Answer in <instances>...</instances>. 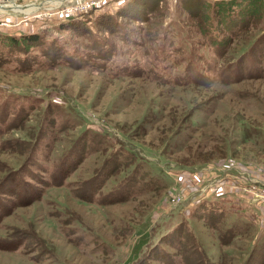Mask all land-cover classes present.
Segmentation results:
<instances>
[{
  "label": "rangeland",
  "instance_id": "obj_1",
  "mask_svg": "<svg viewBox=\"0 0 264 264\" xmlns=\"http://www.w3.org/2000/svg\"><path fill=\"white\" fill-rule=\"evenodd\" d=\"M8 1L21 5L0 8L2 44L9 46L12 34H36L41 43L21 41L12 53L4 48L0 64V242L26 239L16 250H0V264H126L138 237L126 226L142 222L151 237L132 264L149 252L145 264H181L179 248L193 238L212 264H243L253 240L264 243L258 231L264 223L253 221L250 205L234 208L207 190L216 175L223 193L264 181V46L258 53L249 47L264 36V8L255 2L253 13L240 14L242 22L225 21L212 34L209 12L202 24L177 0H135L125 13L116 9L118 0H101L62 15L53 6L73 9L90 0ZM207 1L210 8L215 0ZM202 36L221 41L212 49ZM51 46L56 57L46 53ZM238 60L251 65L247 73L236 71L239 82L213 83ZM185 67L189 79L197 75L208 84L177 85L187 78ZM114 152L125 165L116 168ZM134 165L138 186L129 201L102 206ZM57 173L67 174L62 185H50ZM19 179L31 184L29 195L42 196H21ZM227 180L235 184L228 188ZM209 214H222V227H242L233 243L218 249L203 221ZM174 226L181 234L168 236ZM178 234L186 239L175 248L169 244L176 246Z\"/></svg>",
  "mask_w": 264,
  "mask_h": 264
},
{
  "label": "trees",
  "instance_id": "obj_2",
  "mask_svg": "<svg viewBox=\"0 0 264 264\" xmlns=\"http://www.w3.org/2000/svg\"><path fill=\"white\" fill-rule=\"evenodd\" d=\"M179 1L178 6L181 8V10L183 12L186 13V15L188 17H193L196 18V20L200 23L203 24V19H204V14L206 12L208 13V16H210L209 18V22L211 23L209 25V32H211L212 34H215L214 32H219L221 30H219V27L221 25V23L228 21V22H233L234 24L232 25H237L240 22H242L241 20V16L240 14L244 15L245 12H252L251 8H254V6H252L253 4H255V2H258L257 8L262 12L263 8H264V2L261 3V0H215L213 1V4L209 5L210 8H206V6H208V4H210L211 2L207 1V0H177ZM135 2V0H118L116 3V9L118 8V10L125 11L127 10L126 8H129L130 5H132ZM251 6V8H250ZM120 8V9H119ZM224 12H228L229 13V17L227 20H222V16ZM137 13V12H136ZM120 14V13H119ZM122 15V13H121ZM133 16V15H132ZM142 15L138 16L137 18L141 17ZM134 17V16H133ZM254 17H252L251 19H253ZM115 19V17H114ZM117 19V18H116ZM261 19H263V15L261 16ZM99 22V19H98ZM105 22H109V21H105ZM251 22V21H250ZM110 25L108 27L110 28H114V21L112 19V21L109 22ZM231 25V26H232ZM203 28V27H202ZM222 29V28H221ZM230 28L228 29V33ZM225 34V33H224ZM17 37V35L12 34L11 35V40L9 43V46L5 47L1 40H0V64L2 63V61L4 60V48L7 50L6 52L8 53H12V48L15 49L14 47H16L19 42L21 41H26L30 44H40L41 41L38 40V36L36 34H31V35H20ZM204 38V41L208 42V46L211 47L213 49V47L218 44L221 39L218 38L217 41H213L211 39H208L204 36H202ZM261 38H264L263 35H260L258 40H255L253 42H251V44L249 45V47L251 46L250 50H255L256 53H258L259 51V47L262 48L261 46H264L261 44ZM94 42H90L89 48L94 49ZM43 50V49H42ZM46 53H51L52 56L56 57V54H58V50L54 51L53 47L51 46V48L48 50L46 49ZM246 59H250V57H246L244 60ZM251 68V65H242L241 61L238 60L237 63H232L230 65H225V67L219 71L216 76L213 79V83H219L223 86H227V85H232L234 83L239 82L240 80L238 79H234L232 78L235 74L236 71H240V72H245L247 73V71ZM189 70V67H185L183 73L187 76V72ZM248 75V74H247ZM250 76V75H248ZM248 78V77H246ZM203 78L197 75H194L193 77H191L190 79L185 78L184 80H179L177 85H179L180 87H188V86H206L208 83H205V81H202ZM40 148V144H38V142H35L34 145V150H38ZM127 154H133L131 151H128ZM116 152H114V165L116 164V168L119 167L118 163H122L125 165V161H116ZM135 159H131L126 165L128 167V165H132L134 163ZM30 164V162L28 163V165ZM27 166V165H26ZM138 165H134L131 170L129 171V173L127 175H125L123 178H120V181L117 183H114V188L112 187L111 190H109V192L111 193V195H107L105 197H103V201L104 203H101V205H110L111 203L117 204V203H125L128 202L129 199L131 198L132 195H130L131 189L134 188L135 186H138V176H137V167ZM116 168L114 169V172L116 171ZM25 174L28 173L27 169L25 168L24 170H22ZM22 171H17L14 173L13 178L18 179L19 175H22L21 173H23ZM67 174H63V173H57V175L55 176H50V180L51 183H49L50 185H54V182H56L59 185H62L63 183V178L66 177ZM11 180V179H10ZM13 180V179H12ZM18 182L23 183L24 185L21 186V196L25 193V195L27 194L28 197L31 199H39L42 194L40 191L36 190L32 195L31 194V188H29V186L31 185L28 181H21V179H19ZM45 184V183H42ZM132 194L134 195L133 191ZM26 195V196H27ZM14 198H17V193H14ZM79 200L85 202V199H83L82 197L79 198ZM87 201V200H86ZM12 203H15L14 201ZM208 214V213H206ZM46 217H50V214L48 213L47 215L44 216V218L46 219ZM204 220L206 223H208L209 227L212 229V231L214 232L213 234V239L215 240V242L217 244H219L218 249L220 250V247L229 245L231 243H233L234 238L236 237V235L238 234L239 229H241V226H236V223H231L230 225H227L226 227H222L219 224V221L222 222V219L224 218L222 214H218V215H214V214H209L207 216H204ZM255 223V222H254ZM256 224V223H255ZM128 224L126 227L128 230L132 229L134 230V233L137 234V241L135 242L134 247L132 248V253L131 255L126 259L125 263L126 264H132L133 262L135 263V260L139 258L140 255H142V249L143 247L146 245V243L149 241L150 237H151V231L149 230V227L146 225V222H142L139 223L137 225V227L135 228V224L134 225H130ZM220 226V227H218ZM260 233H262V235L264 234V228H260V230H258ZM175 232H180L178 227L174 226L171 229V233L168 235H172ZM256 233L255 239L257 237H260V233ZM181 234V232H180ZM133 235V234H132ZM135 235V234H134ZM131 236V235H130ZM168 236H166V239L168 238ZM24 236H18L17 237H6L4 239V243L0 242V250L3 251H12V250H16L19 245L21 244H26V239L22 238ZM186 239V238H185ZM179 234L176 235L175 239L173 240V244L175 243V245L169 244L171 246H174L175 248H178V246H180V244L182 243L183 240ZM199 240V239H198ZM39 240L34 239L33 242L35 243V245H37V247H40V241L38 243ZM199 242V243H198ZM197 244L195 242V239L193 238V244L189 247H186L185 244H182L181 247L179 249H181L182 251H184V255L181 254L180 258H181V264H188L189 263V258L192 257H196L198 260V262L196 264H204L203 259L205 258L204 256H206V253H204V248L203 246L200 244L201 242L198 241ZM258 240L255 241L253 240V244L251 246V249L249 251V253H247V256L243 262V264H264V243L262 244L261 242H259L258 244ZM7 244V245H6ZM186 247V248H185ZM150 251V250H149ZM144 254V253H143ZM146 256H148L147 258H151L150 256V252L147 254L145 253ZM222 257L225 258L227 260V257L225 256L226 253L223 252L221 253ZM146 256L142 257V260L147 259ZM201 256L203 257L201 259ZM33 260V258H31ZM142 260H140L141 262L137 263V264H145L144 262H142ZM32 262V261H31ZM205 264H212V262L208 261V259L205 258ZM222 264H225V261L222 262Z\"/></svg>",
  "mask_w": 264,
  "mask_h": 264
},
{
  "label": "crops",
  "instance_id": "obj_3",
  "mask_svg": "<svg viewBox=\"0 0 264 264\" xmlns=\"http://www.w3.org/2000/svg\"><path fill=\"white\" fill-rule=\"evenodd\" d=\"M256 178H258V177H256ZM257 180H261V179L259 178ZM230 182H233V181L227 180V187L228 188L231 187ZM221 183H223V185H224L223 179L219 178L217 175H216L215 179H212L208 182L207 194L209 191L211 192V194H212L211 199H217L218 200L220 198H227V199H229V202H233L232 206L234 208H236V206L238 205V207H240V209H247L246 206L250 205L251 207H249V208H251L252 213H255V216L254 217L252 216L253 221L256 220L255 222L260 223V224L264 223V204H262V201L264 202V200L257 199L254 196L245 193L243 190L244 186H242V188H241V186L235 184V182H233L235 184V186H233V188L230 191L225 190V192L223 193V191H221L219 189V187L221 186L220 185ZM239 196L243 198L242 202H240ZM251 198L258 200L259 202H253L252 203L250 200ZM238 211H241V210H238ZM241 213H243V212L241 211Z\"/></svg>",
  "mask_w": 264,
  "mask_h": 264
},
{
  "label": "built area",
  "instance_id": "obj_4",
  "mask_svg": "<svg viewBox=\"0 0 264 264\" xmlns=\"http://www.w3.org/2000/svg\"><path fill=\"white\" fill-rule=\"evenodd\" d=\"M101 0H90V2H86L82 5H77L75 8H68L66 4L68 3H64V4H58L55 5L53 7H55L53 9V11H55L56 13H59V15H62L64 13H71L74 10H88L89 8H91L93 5H95L96 3H99ZM57 3H60L61 1H55ZM0 4H6V5H21L16 3L15 1H8V0H0ZM41 6V5H40ZM62 9V10H61ZM12 11H19L16 9H10ZM61 10V12H60ZM249 185V184H248ZM261 186V188L259 187ZM243 190L245 193L254 196L257 199H262L264 200V181L262 180H254L252 181V184L250 183V185L248 187L244 186ZM204 191V190H203ZM206 191V190H205Z\"/></svg>",
  "mask_w": 264,
  "mask_h": 264
},
{
  "label": "water",
  "instance_id": "obj_5",
  "mask_svg": "<svg viewBox=\"0 0 264 264\" xmlns=\"http://www.w3.org/2000/svg\"><path fill=\"white\" fill-rule=\"evenodd\" d=\"M54 1H56V0H51V2L49 1V3H53ZM57 1H62V0H57ZM47 2V1H46ZM38 4H40V3H38ZM0 5H3V4H0ZM42 5V4H41ZM1 9H5V10H8V9H14L11 5H4V6H1L0 7Z\"/></svg>",
  "mask_w": 264,
  "mask_h": 264
},
{
  "label": "bare ground",
  "instance_id": "obj_6",
  "mask_svg": "<svg viewBox=\"0 0 264 264\" xmlns=\"http://www.w3.org/2000/svg\"><path fill=\"white\" fill-rule=\"evenodd\" d=\"M64 253V252H63Z\"/></svg>",
  "mask_w": 264,
  "mask_h": 264
}]
</instances>
